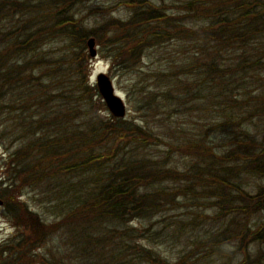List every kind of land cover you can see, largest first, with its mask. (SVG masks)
<instances>
[{
  "label": "trees",
  "instance_id": "16d2710c",
  "mask_svg": "<svg viewBox=\"0 0 264 264\" xmlns=\"http://www.w3.org/2000/svg\"><path fill=\"white\" fill-rule=\"evenodd\" d=\"M180 1L178 9L188 18L199 20V26L190 27L186 31L183 19L179 18L174 23L165 7L155 6L154 0H132L130 5L133 8L127 19L108 20L105 26L93 29L85 27L82 19L74 18V10L71 8L79 0H0V127L4 132H9L5 138L12 148L5 146L1 165L7 174L16 175L13 185L7 183L6 177L0 198L4 201L8 217L15 222L21 221L25 232H31L32 236L36 233L43 236V230H51L61 220L72 222L74 215L80 225L70 230L68 240L76 252L81 250L80 255L86 254L96 245H103L104 248L113 243L111 256L105 264H154V260L168 264L154 254L151 257L146 255L145 245L135 243L139 241L134 239L132 231L121 226L136 218L155 215L159 203L148 189L156 187L158 180L166 178L168 172L163 168L157 169L148 159L135 157L138 145L129 150L124 148L118 162L116 158L109 159L110 153L106 152L109 147L103 151L109 140L105 135L115 136V140H123L122 137L125 139L129 134L144 137L145 127L141 123L113 115L103 118L99 114L101 107L95 110L93 99L95 97L100 100V96L97 87H90L84 78L87 61L84 52L88 38L103 39L105 28L111 26L116 32L124 34L121 41H125L122 44L132 42V47L123 53L115 47L111 55L114 63L128 67V57L132 63L137 64L145 48L154 42L163 43L172 40L165 39L175 37L193 45L199 55L209 57L208 62L198 63L203 64V69H199L198 65L191 66L192 71L195 70L194 73L203 78V91L216 88L214 79L217 84L228 86L237 83L240 80L237 76L243 70L245 60L241 58L234 62L232 59L229 63H222L218 59L219 54L221 51L233 53L234 50H240L241 56L248 58L246 52L256 50L251 57L257 55L256 60H260V50L264 47V0ZM160 22L166 26L160 25ZM172 24H181L183 30L178 27L179 31L173 33L169 29ZM253 41L259 43L260 47L250 49ZM209 46L212 49L210 53ZM56 49L57 54L52 55ZM222 69L228 73L220 74ZM210 78L214 79L207 82L206 79ZM208 83L210 85H205ZM194 93L200 95L198 90ZM225 97L222 96L224 100ZM209 98L213 99L212 96ZM75 104L78 107L84 106L81 117H74L68 112ZM225 111L229 113L226 108ZM214 134L216 132L211 134L212 138ZM206 136L196 134L185 145L192 149L203 144L207 145L206 150L211 151L209 157L197 153V158L202 159V162L188 170L189 181L192 182L195 176L198 178L200 175L215 181V192L219 195L216 202L218 212L225 216L227 213L224 211L229 209V214L234 215L233 225L238 223L236 219L240 216L249 217L260 211L263 213L264 187L253 193L246 191L244 186L248 184L245 174L251 175L248 171L262 172L264 155L250 159L251 155L257 154V147H244L248 139L236 137L235 140L240 142L233 146L227 160L230 158L237 162L236 154H244L246 150L247 164L243 165L242 159L239 165L223 166L224 163L212 152L214 144L209 142L212 138ZM70 172L78 175L74 176L76 181L67 178ZM87 174L90 175L87 188L90 190L84 188L88 177L81 179ZM56 178L63 180L59 183ZM233 179L235 181L232 182ZM17 183L19 187L48 186L47 193L50 194L47 198L60 221H40L31 216L25 206H20L19 201H10L13 195L11 191L16 192L13 187ZM219 183L223 185L218 186ZM177 190L185 196V193H191L193 189ZM221 190L223 193L219 194ZM227 191L230 194H226ZM75 213H84L85 216ZM245 217L241 228L240 225L237 227L240 229L238 233L244 234V238L251 242L264 240V216L261 221L256 220L253 224ZM106 222L112 224L111 228L101 227ZM218 236L210 239L209 246L212 247L214 242L222 245L223 237ZM20 241L26 240L21 238ZM20 241L18 245L21 246ZM249 246L244 245V256L237 264H264V251L250 254ZM10 251L12 249L7 243L0 247V264H14L11 256L6 255ZM235 251L233 260L236 261L237 255L241 254ZM93 256L96 257L89 252L87 260L93 262ZM120 257L122 260L117 261ZM95 259L102 262L98 257Z\"/></svg>",
  "mask_w": 264,
  "mask_h": 264
},
{
  "label": "rangeland",
  "instance_id": "374dc122",
  "mask_svg": "<svg viewBox=\"0 0 264 264\" xmlns=\"http://www.w3.org/2000/svg\"><path fill=\"white\" fill-rule=\"evenodd\" d=\"M130 1L132 0H79L78 4H73L71 9L74 10V18L82 19L85 27L93 29V27L105 26L108 20L127 19L133 8ZM154 1L155 6L165 7L174 23L179 18L183 19L186 31L191 29L190 27L201 24L199 20L188 18L178 9L180 0ZM136 5H140V3ZM160 23V25L166 26L162 22ZM1 26L2 23H0ZM154 26L157 27L156 24ZM178 27L183 30L181 24L180 26L172 24L169 29L173 33H177ZM116 31L115 28L109 26L104 30L103 39L95 38V56H91L86 47L84 53L87 61L84 78L90 87H93L96 86L98 75L101 73L107 75L112 82L114 93L121 98L126 107L124 117L144 125L143 131L146 135L143 137L142 135L129 134L125 139L122 137L123 140H119V138L115 140V136L105 135L109 140L103 151L109 147L110 149L106 151L110 153L109 159L116 158V162H118L119 155L124 148L129 150L138 145L139 149L136 151L135 157L148 159L157 169L163 168L168 172L166 178L158 180L156 187L148 189L152 193L153 199L159 203L156 205L155 215L133 219L121 225L122 228L126 227L132 231L134 239L139 241L135 243L145 245L146 255L154 254L168 264H237L238 260L244 256L242 252L244 245L245 247L250 245L248 249L250 254L256 251L263 252L264 240L251 242L244 238V234L238 233L240 229L237 227L240 225L239 228H241L245 215L236 219L238 223L233 225L234 215L229 214V209L224 211L227 213L225 216L218 212L216 202L219 195H216L215 192V181L204 175H200L198 178L194 175L195 178L192 182L189 181L188 170L198 162H202V159L197 158V153L202 157H209L211 151L206 150L207 145L203 144L199 145L200 147L196 145L192 149L185 145L190 139H194L196 134L205 136L208 134L207 136L210 135L212 138L211 134L216 132L213 135L214 138L210 141L209 138L207 141L213 142L212 152L224 163L223 166L232 167L235 163V165H239L241 163L239 161L242 159L244 160L243 165L247 164L246 150H244L245 155L243 153L236 154L237 162L230 158L227 160L229 152L233 151L231 150L233 146L240 142L235 140L236 137L237 139H239L238 137L248 139L244 143V147L251 149L257 147V154L251 155L250 159L257 155L259 157L264 155V47L262 46L260 50L262 54L258 61L256 60L257 55L251 57L256 50L246 52L248 58H243L239 53L240 50H234L233 53L221 51L218 59L222 63H229L232 59L234 62L240 61L241 58L245 60L243 70H240L237 76L240 80L237 83H230L231 85L228 86L227 84H217L214 78L206 79L207 82L214 79L216 88L214 90L206 88V91H203V78L194 73L195 70L192 71L191 66L198 65L199 69H203L201 67L203 64H200L204 61L208 62L209 57L199 55L198 49L193 45L185 40H177L175 37L165 39L164 41L172 40L163 43L154 42L142 51L137 64L132 63L131 58L127 56L129 61L128 67H126L114 63L111 55L115 52V47H118L119 51L123 53L132 47V42L122 44L125 41V39L121 41L124 34ZM168 32L171 35L169 30ZM114 39L116 40L114 41ZM251 44L250 49L260 47L256 41ZM211 51L209 46V53ZM57 52L58 49L53 51L52 55ZM225 73L228 72L223 69L220 72V74ZM205 85H210V83ZM197 90L200 95L194 93ZM99 96L100 100L95 97L93 99L95 110L101 107L99 114L103 118H108L112 114L107 109L102 96L100 94ZM210 96L213 99L209 98ZM222 96H226L228 101L226 97L224 100ZM101 101L103 102L101 103ZM221 102L224 105L223 103L220 105ZM83 108L84 106L78 107L75 104L68 112L72 113L74 117H81ZM225 108L229 110V113L225 111ZM226 117H228L227 120ZM8 133L0 127V192L4 188L3 182L6 181V177L7 183L11 182L13 185L16 176L7 174L1 165L5 146L11 148L9 141L5 138ZM99 140L102 143V140ZM132 141H138V143L133 144ZM262 169V172L248 171L251 175L245 174L248 183L244 186L246 191L254 193L264 187V165H262ZM70 173L71 175L69 174L67 178L76 181L74 176L78 175ZM89 176L87 174L81 178H89L84 185L86 189L89 188ZM56 180L60 183L63 179L56 178ZM233 181L235 180L233 179ZM18 184H14L13 189L17 193L11 191L13 195L10 196V201H19L20 206H25L28 213L40 221L55 223L59 220L53 211L54 207L50 204V199L47 198V195L50 194L47 193L48 186L42 184V186L36 187L32 185L19 187ZM217 185L222 186L223 184ZM180 188L193 190L183 196L177 190ZM222 193L223 190L219 192V194ZM226 194H230V192L227 191ZM82 214L84 215V213ZM82 214L75 213V215ZM263 216L264 212L260 211L245 218L253 224L256 220L261 221ZM72 218V222H75L73 224L70 220H59L60 222L51 230H43V236H39V233L32 236L31 232H25L21 221L16 220L15 222L8 217L3 202L0 205V247L5 243L11 247L12 251L6 255L11 256V262L14 264H51V262L53 264H105L111 256V247L114 244L106 245L104 248H102L103 245L92 247L89 252L100 258L102 262L97 261L94 256L93 262L88 261L89 252L80 255L81 250L76 252L72 243H69L70 230L77 229L80 225L76 222L78 221L77 216L74 218L73 215ZM230 223L232 225L228 227ZM111 226L112 224L109 222L101 224L102 228H111ZM227 229L230 231L226 232ZM30 234L31 236H29ZM218 235L223 237L222 245L214 242L212 247L209 246L210 239L215 236L219 237ZM21 238H25L26 241H20ZM19 241L22 242L21 246L18 245ZM15 245L16 247H14ZM235 249L241 254L237 255L236 261L233 260ZM121 260V257L117 259V261ZM154 262V264H160L157 260Z\"/></svg>",
  "mask_w": 264,
  "mask_h": 264
},
{
  "label": "water",
  "instance_id": "95a60500",
  "mask_svg": "<svg viewBox=\"0 0 264 264\" xmlns=\"http://www.w3.org/2000/svg\"><path fill=\"white\" fill-rule=\"evenodd\" d=\"M87 46L91 56H95V39L93 37L87 40ZM97 88L100 95L103 98V101L106 104V107L112 115L115 117H123L125 115V105L122 102L121 98L114 93L113 85L109 77L103 73L97 77ZM3 201L0 199V205Z\"/></svg>",
  "mask_w": 264,
  "mask_h": 264
},
{
  "label": "bare ground",
  "instance_id": "6f19581e",
  "mask_svg": "<svg viewBox=\"0 0 264 264\" xmlns=\"http://www.w3.org/2000/svg\"><path fill=\"white\" fill-rule=\"evenodd\" d=\"M91 38V37H90ZM94 38V37H93ZM89 39V38H88Z\"/></svg>",
  "mask_w": 264,
  "mask_h": 264
}]
</instances>
